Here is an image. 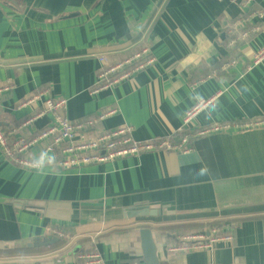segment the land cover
Returning <instances> with one entry per match:
<instances>
[{
	"label": "crops",
	"instance_id": "obj_1",
	"mask_svg": "<svg viewBox=\"0 0 264 264\" xmlns=\"http://www.w3.org/2000/svg\"><path fill=\"white\" fill-rule=\"evenodd\" d=\"M156 1L0 0L7 130L32 119L21 129L29 137L48 126L51 116L38 114L59 97L74 122L105 115L87 140L123 126L138 141H175L185 126L231 125L195 139L185 154L151 150L66 170L55 169L56 159L28 169L0 150V264H76L95 248L105 264H147L143 227L152 228L162 264H264V123L255 125L264 122V58L246 68L264 46V0H162L143 30ZM233 25L257 29L236 40L237 67L214 69ZM143 45L154 63L94 93L100 57L120 62ZM42 149L33 150L35 159ZM138 204L160 205L163 214L123 216ZM217 221L229 227L232 244L166 251L184 235L182 225Z\"/></svg>",
	"mask_w": 264,
	"mask_h": 264
},
{
	"label": "built area",
	"instance_id": "obj_2",
	"mask_svg": "<svg viewBox=\"0 0 264 264\" xmlns=\"http://www.w3.org/2000/svg\"><path fill=\"white\" fill-rule=\"evenodd\" d=\"M249 3L250 1L247 0ZM259 16L262 18V14ZM241 26L233 25L228 28L227 33L230 36L228 47H233L236 40L247 41L249 33L257 28L250 30L241 29ZM236 36V39H235ZM145 49V50H144ZM126 58L123 62L112 64L107 56L100 57L102 69L98 74V84L93 89L94 93L117 83L120 79L127 78L141 69L154 63L155 59L149 58L144 62L135 64L142 54L150 52L148 48ZM264 58V46L254 48V54L251 63L246 64L247 69H252L261 59ZM239 64L238 60L231 59L221 66V70H231ZM120 72V73H119ZM207 104L202 100L199 104L188 112L185 117V125L189 122L193 114L201 110ZM68 99L65 97L50 98L45 101L43 111L38 116L49 114L51 121L47 128L29 139L18 138L13 144H10L7 136L3 132L0 124V150L11 161L28 169L41 170L44 168L46 160L56 159V166L60 170L72 169L84 165H92L118 157L131 154H138L144 151L162 150L178 153H187L193 148V141L197 138L207 136L222 130L231 128L230 124L215 123L206 127L190 130L185 126L181 128L182 132L177 140L168 139L138 141L133 137V127L123 126L119 129L103 133L93 140L82 139L84 133L95 127L105 115H99L94 118H88L79 122H74L66 116ZM32 119L26 120L19 128L30 125ZM264 122H257L255 125H261ZM254 124H247L252 126ZM52 138L42 155L38 159H30L22 156L31 146L38 144L39 141ZM234 242V235L229 231V227L223 229L218 226H211L207 232L187 233L180 237L178 242H174L166 247L168 253L178 251L193 250H213ZM79 261L76 264H105L102 255L97 248L91 252L79 255Z\"/></svg>",
	"mask_w": 264,
	"mask_h": 264
},
{
	"label": "trees",
	"instance_id": "obj_3",
	"mask_svg": "<svg viewBox=\"0 0 264 264\" xmlns=\"http://www.w3.org/2000/svg\"><path fill=\"white\" fill-rule=\"evenodd\" d=\"M161 2H162V0H161ZM156 11V10H155ZM155 13V12H154ZM153 13V14H154ZM153 16V15H152ZM145 28H143V30H144ZM229 41H230V37L227 35L226 36V38H225V42H226V46H228V43H229ZM237 47H239V43L238 44H236L235 46H233L232 48H230V47H227V55H226V57H224L221 61H219V62H217L214 66H213V68L215 69V68H219L223 63H225V62H228L229 60H231L232 58H233V56H235L236 55V53L237 52H235V51H237ZM145 48V46L143 45V46H140L138 49H136L129 57H131V56H133V55H135L136 53H138V52H141V51H143V49ZM150 52L149 53H147V54H142L141 55V57L138 59V60H136L135 61V64H139V63H141V62H144V61H146L148 58H151V56H150ZM127 58V57H126ZM125 58V59H126ZM124 59V60H125ZM124 60H122V61H124ZM122 61H120V62H122ZM116 63H119V62H113L112 64H116ZM213 69V70H214ZM211 71V69H209L208 71H206V73H209ZM120 73V72H119ZM231 75L234 77V75H233V73H231ZM24 121L25 120H23L22 122H21V124L20 125H22L23 123H24ZM19 124H17L16 126H13L11 129H9V130H7L6 128H4V126L1 124V126H2V129H3V132L5 133V135L7 136V138H8V141H9V143L10 144H13L18 138H20V137H22V136H24V135H22V133H21V129L22 128H24V127H22V128H17L14 132H12ZM19 125V126H20ZM47 128V126L46 127H44L43 129H41V130H39V131H35L33 134H31V135H29V137L27 136V137H24V138H26V139H29V138H31L32 136H37L38 134H40L41 132H43L45 129ZM50 143H52V138L50 137V138H47V139H44V140H41V141H39L38 142V144H36V145H34V146H31L22 156H24V157H29V158H34L35 159V157L33 156V155H35L34 153H33V150H35V149H37V148H39V147H43V149L42 150H45L46 149V147L50 144ZM44 152V151H43ZM38 158V157H37ZM46 167V166H45ZM54 169V168H53ZM55 169H57V170H60V169H58V168H55ZM54 169V170H55ZM156 218H158V217H156ZM222 223H225V221H217V222H212V223H208V224H202V223H189V224H185V225H182L181 226V228H182V230H184L183 231V233L182 234H187V233H199V232H207L208 231V228H206L207 226H210V225H213V226H218V227H222ZM230 225H233V227H235V226H237V223L235 224L234 222H231L230 223ZM212 226V227H213ZM210 228V227H209ZM13 249V248H12ZM4 252H7V253H10V252H12V250H6V251H4Z\"/></svg>",
	"mask_w": 264,
	"mask_h": 264
},
{
	"label": "water",
	"instance_id": "obj_4",
	"mask_svg": "<svg viewBox=\"0 0 264 264\" xmlns=\"http://www.w3.org/2000/svg\"><path fill=\"white\" fill-rule=\"evenodd\" d=\"M161 0H157L147 18L140 26L141 29L145 28L151 16L155 12L156 8L159 6ZM20 203V202H19ZM163 214V208L160 205L150 204V205H142L138 204L130 209L124 210L123 216L126 218H135V217H151L156 218ZM141 235V246L143 251V257L147 264H162L161 259L158 253V246L155 242V238L153 235V230L150 227H143L140 230ZM16 248L28 247L27 243L24 244H16Z\"/></svg>",
	"mask_w": 264,
	"mask_h": 264
},
{
	"label": "rangeland",
	"instance_id": "obj_5",
	"mask_svg": "<svg viewBox=\"0 0 264 264\" xmlns=\"http://www.w3.org/2000/svg\"><path fill=\"white\" fill-rule=\"evenodd\" d=\"M2 152V151H1ZM5 156V155H4ZM6 157V156H5ZM7 158V157H6ZM10 160V159H9ZM11 161V160H10ZM13 162V161H12Z\"/></svg>",
	"mask_w": 264,
	"mask_h": 264
}]
</instances>
